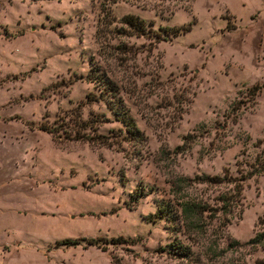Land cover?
Instances as JSON below:
<instances>
[{
  "label": "rangeland",
  "instance_id": "obj_1",
  "mask_svg": "<svg viewBox=\"0 0 264 264\" xmlns=\"http://www.w3.org/2000/svg\"><path fill=\"white\" fill-rule=\"evenodd\" d=\"M262 161L264 0H0V264H264Z\"/></svg>",
  "mask_w": 264,
  "mask_h": 264
},
{
  "label": "trees",
  "instance_id": "obj_2",
  "mask_svg": "<svg viewBox=\"0 0 264 264\" xmlns=\"http://www.w3.org/2000/svg\"><path fill=\"white\" fill-rule=\"evenodd\" d=\"M120 23H122L127 29H129L132 33L134 34H143L144 32V21L137 17L136 15L133 14H124L119 18ZM188 24L183 25V26H178L176 29L173 30L172 34H177L178 31H185L187 30ZM87 78L90 79L91 81H97L101 85V88L99 90V97L102 98L104 101L105 105L109 109V111L112 113L114 119L118 120L121 122L122 127H123V133L129 137V139L137 141L139 139V136L141 135L140 132L138 131L137 127L134 124V121L132 117L129 115L127 112L126 108L123 107L122 102L117 95L116 91V86L113 84L109 78H107L104 75H99L95 69L90 67L88 70V73L86 74ZM76 112H73V117L70 118L72 121V124L69 126H65L64 128H61L66 132H71L69 138L73 139H82L87 141L88 143L94 145V144H104V145H110L113 144L112 141L107 140V139H101V140H94L92 136L89 134H84V130L90 129V118H81L79 111L75 110ZM58 126H53L49 124H39L38 128L41 130H44L50 134L51 139L54 141L55 140V134L54 131L57 129ZM260 166L258 167L264 170V161L259 162ZM254 169V170H253ZM251 171V172H250ZM249 171V173H246V176H249L253 173H259L256 168H252ZM203 181L206 182H211V183H219L224 179L223 176H217V175H204L203 176ZM234 186V184H233ZM238 191V189H236ZM193 204H190L188 202H183L180 204V209L183 213H187L191 211V207ZM157 209H159L160 215H163V213L166 211L165 208H162V206L157 205ZM87 239V240H86ZM85 241L87 244H96V241H94L92 238H86ZM262 239H264V230L261 232L255 233L251 238L248 239L250 242H260ZM124 239L121 237H115V238H110L109 242L110 243H119V241H123ZM76 238H64L60 240L58 243H64L65 245L74 243L76 242ZM125 241V240H124Z\"/></svg>",
  "mask_w": 264,
  "mask_h": 264
}]
</instances>
